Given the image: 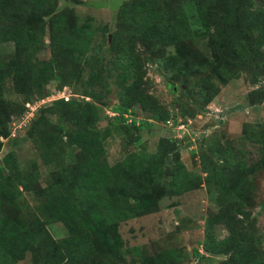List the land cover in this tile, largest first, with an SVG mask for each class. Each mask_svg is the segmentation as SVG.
<instances>
[{
  "label": "trees",
  "instance_id": "obj_1",
  "mask_svg": "<svg viewBox=\"0 0 264 264\" xmlns=\"http://www.w3.org/2000/svg\"><path fill=\"white\" fill-rule=\"evenodd\" d=\"M59 1L0 0V138L9 135L10 116L24 110L23 102L5 99L7 82L26 101L32 94L47 95L50 79L72 86L89 58L98 67L83 82L82 93L91 100H56L49 110L53 109L59 123L40 115L29 127V135L57 163L43 186L32 181L33 171L20 168L13 153L0 160V264H15L27 254L32 264H122L127 256L133 264H175L182 258L176 249L143 256L139 246H125L118 227L158 211L164 196L198 187V175L179 160L181 140L161 138L155 152L135 150L109 164L102 144L107 131L95 127L101 109L94 100L103 98V90L110 92L106 77L114 75L119 103L113 107L117 115L110 123L118 132H137L148 123L136 124L135 119L124 123L134 105L165 122L175 115L194 116L203 111L219 84L240 72L257 84L264 76V5L255 0H126L118 8L114 29L106 30L111 35L107 52L114 57L109 72L108 66L98 63L102 48L92 45L90 21H79L69 7L82 0H62L69 3L64 5ZM187 7L194 11L199 30L193 29ZM46 26L50 55L37 59ZM197 33L206 35L209 57L186 49L183 54H163L167 45L179 46ZM155 58L172 77L166 83L171 107L148 91L147 65ZM242 133L260 147L264 157V126L244 124ZM63 136L64 145L77 147L75 160L67 164L66 155L58 150ZM210 136L201 139V146H207L198 156L201 170L206 173L205 182H216L226 197L216 217L205 219L202 248L223 254L221 264H264V250L256 246L250 214L244 208L248 171L256 169L262 159L247 167V160L235 158L231 148L218 147L215 135ZM133 140L140 144L137 133ZM32 191L40 198L34 207L23 199L24 192ZM54 222L66 227V236L52 237L47 225ZM214 222L223 224L228 234L217 239ZM193 252L205 258L198 249Z\"/></svg>",
  "mask_w": 264,
  "mask_h": 264
},
{
  "label": "rangeland",
  "instance_id": "obj_2",
  "mask_svg": "<svg viewBox=\"0 0 264 264\" xmlns=\"http://www.w3.org/2000/svg\"><path fill=\"white\" fill-rule=\"evenodd\" d=\"M124 1L126 0H82L81 4L75 5L66 2L71 5L69 7L74 10L79 21H90L94 31L92 45L102 48L100 53L103 56L101 62L98 63L108 66L109 72L113 69L110 62L114 57L110 52H107L111 35L107 34L106 30L114 29L118 8ZM255 2L264 5V0H255ZM66 3L62 0L59 1V5ZM188 13L193 29L199 30V21L196 19L194 11L189 8ZM102 31L105 35L107 34V38L103 36ZM48 33L49 29L46 26L44 34L39 40L35 57L37 59H46L50 55L47 44ZM185 49L194 54L210 56L206 45V35L201 33L193 36L191 41L184 38L179 46L176 44L167 45L163 54L165 56L183 54ZM262 51L264 59V46ZM97 68L89 58L84 65L83 72L80 73L81 78L73 80L72 86L50 79L46 85L47 95L32 94L26 101L23 100L21 94H17L11 89V82H7L5 99L15 103L23 102L24 110L21 114L10 116L9 135L6 138H0L2 141L0 160L5 154L13 153L20 168L24 171H33L32 181L36 185L43 186L46 177L52 169L56 168L57 163L49 160L50 156L47 151L41 147L39 141H35L29 135V127L40 115L52 123H59L53 109L49 110L56 100H91L89 96L82 93L83 82H86L92 71H96ZM106 73L104 71V75ZM113 77L114 75L111 78L106 77L110 83V92L103 90V98L94 100V103L101 109V118L96 122L95 127L103 133L107 131L102 142L106 161L113 164L135 150L153 153L161 138L181 140V144L178 146L179 160L187 170L198 175L200 182L198 187L193 190L180 195L164 196L159 201L158 211L120 223L118 231L125 246H139L143 256L154 255L166 249H176L182 258L175 264H221L225 259L223 254L207 253L201 245L204 239L205 219L216 217L219 206L226 197L223 189L216 182H205L206 173L201 170L198 157L200 152L207 150V146H201V139L215 135L217 146L236 151L234 157L247 160V167H251L256 161L262 159L256 169L248 171L249 189L244 208L250 214L249 220L252 221V227H254L256 246L264 250V157L260 152V147L246 140L242 133L244 124L264 126V76L257 84H251L246 73L240 72L237 77L230 79L226 84H219L216 95L206 104L203 111L200 110L194 116L175 115L163 122L152 119L150 114L139 104L134 105L130 108L131 114H128L129 112L125 114L126 121L124 123L131 124L133 119L136 120V124L140 120L146 121L148 125L137 132L134 129L118 132L110 123V119L117 115L116 112H112L113 107L119 103L118 87L112 82ZM146 78L149 93L155 96L161 104L171 107L172 96L166 83L172 77L162 67V61L155 58L152 63L147 65ZM95 88H99V86L96 85ZM193 99H196L199 105L196 95ZM172 108L174 107L172 106ZM136 133L141 140L139 145L135 144L133 140ZM62 141L58 150L63 151V154L66 155L64 163H71L75 160L77 147L64 145L65 136L62 137ZM23 199L33 207L40 203V198L33 191L24 192ZM245 222L247 223V220ZM47 228L55 239H60L68 233L61 222L50 223ZM212 228L217 239L228 234V230L220 222H214ZM195 248L199 253L205 255L204 259L194 255ZM15 264H32L30 255L27 254ZM122 264L133 263L127 256L126 261Z\"/></svg>",
  "mask_w": 264,
  "mask_h": 264
},
{
  "label": "built area",
  "instance_id": "obj_3",
  "mask_svg": "<svg viewBox=\"0 0 264 264\" xmlns=\"http://www.w3.org/2000/svg\"><path fill=\"white\" fill-rule=\"evenodd\" d=\"M27 105L29 106V103H27ZM112 114H114V113H112Z\"/></svg>",
  "mask_w": 264,
  "mask_h": 264
}]
</instances>
